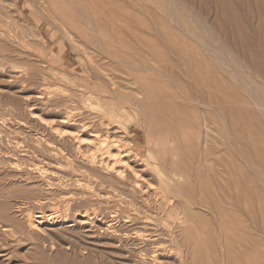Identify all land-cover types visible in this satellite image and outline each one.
Here are the masks:
<instances>
[{"label":"rangeland","instance_id":"obj_1","mask_svg":"<svg viewBox=\"0 0 264 264\" xmlns=\"http://www.w3.org/2000/svg\"><path fill=\"white\" fill-rule=\"evenodd\" d=\"M188 1L0 0V264H191L194 239L226 264L219 219L188 205L184 233L152 190L264 191V0Z\"/></svg>","mask_w":264,"mask_h":264},{"label":"bare ground","instance_id":"obj_2","mask_svg":"<svg viewBox=\"0 0 264 264\" xmlns=\"http://www.w3.org/2000/svg\"><path fill=\"white\" fill-rule=\"evenodd\" d=\"M183 1V0H182ZM188 1V0H187ZM204 1V0H203ZM207 1V0H206ZM217 1H219V0H217ZM223 1V0H222ZM228 1H231V4L232 5H234V1H232V0H228ZM227 1V2H228ZM236 1V0H235ZM249 2H250V0H248ZM247 1V2H248ZM254 1V0H253ZM255 1H257V0H255ZM254 1V4L256 3ZM261 1H263V0H261ZM189 2V1H188ZM190 2H191V0H190ZM189 2V3H190ZM216 2V1H215ZM220 2V1H219ZM223 2H225V1H223ZM223 2H221V4L223 3ZM226 2V3H227ZM232 2H234V3H232ZM246 2V1H245ZM244 2V3H245ZM133 3V2H132ZM198 3V2H197ZM230 3V2H229ZM260 3V2H259ZM193 4V3H192ZM203 4H204V2H203ZM208 4V3H207ZM236 4V3H235ZM239 4V3H238ZM241 4V3H240ZM243 4V3H242ZM253 4V5H254ZM56 5V4H55ZM145 5V4H144ZM165 5V4H164ZM252 5V6H253ZM260 5V4H259ZM172 6V5H171ZM170 6V7H171ZM193 6H194V4H193ZM199 6V5H198ZM218 6V5H217ZM226 6V5H225ZM161 7H162V5H161ZM166 7V6H165ZM202 7V6H201ZM204 7H205V5H204ZM226 7H228V4H227V6ZM226 7H225V9H226ZM230 7V6H229ZM245 7H247V5L245 6ZM249 7V6H248ZM247 7V8H248ZM260 7V6H259ZM258 7V8H259ZM198 8V7H197ZM200 8V7H199ZM198 8V9H199ZM206 8V7H205ZM218 8V7H217ZM235 8H237L236 6H235ZM253 8V7H252ZM257 8V7H256ZM263 8H264V6H263ZM163 9V8H162ZM165 9V8H164ZM163 9V10H164ZM171 9H173V8H171ZM201 9V8H200ZM210 9V8H209ZM216 9V8H215ZM222 9H224L223 7H222ZM224 9V10H225ZM232 9V8H231ZM234 9V8H233ZM246 9V8H245ZM255 9V8H254ZM261 9V8H260ZM228 10V9H227ZM226 10V11H227ZM250 10H253V9H251V7H250ZM250 10H248V12L245 10V13L247 12V13H249V11ZM263 10V9H262ZM54 11H56V10H54ZM62 11V10H61ZM150 11V10H149ZM168 11V10H167ZM218 11V10H217ZM220 11V10H219ZM223 11V10H222ZM229 12H230V10H228ZM256 11H257V9H256ZM260 10H258V12H259ZM197 12V11H196ZM201 12V11H200ZM199 12V13H200ZM206 12V11H205ZM204 12V13H205ZM60 13V12H59ZM75 13V12H74ZM127 13V12H126ZM169 13V12H168ZM198 13V14H199ZM202 13H203V11H202ZM241 13V12H240ZM262 13V12H261ZM261 13H257L258 15L259 14H261ZM70 14L71 15H74L73 13H71L70 12ZM69 14V15H70ZM201 14V13H200ZM217 14V13H216ZM215 14V15H216ZM256 14V13H255ZM60 15H62V14H60ZM175 15V14H174ZM193 15V14H192ZM195 15H197V14H195ZM203 15V14H202ZM201 15V16H202ZM206 15V14H205ZM219 15V14H218ZM217 15V16H218ZM63 16V15H62ZM67 16H68V14H67ZM199 16V15H198ZM220 16H221V14H220ZM219 16V17H220ZM223 16V15H222ZM221 16V17H222ZM231 16V15H230ZM256 16V15H255ZM261 16V19H259V20H256V22L257 21H259V22H261L260 20H263L262 19V16L263 15H260ZM57 17H58V14H57ZM158 17V16H157ZM194 17V16H193ZM196 17V16H195ZM203 17H204V15H203ZM216 17V16H215ZM218 17V18H219ZM226 17V16H225ZM224 17V18H225ZM233 17V16H232ZM247 17V16H246ZM248 17H249V15H248ZM70 18V17H69ZM78 18V17H77ZM198 17H196V19H197ZM205 18V17H204ZM206 18H207V15H206ZM260 18V17H259ZM263 18H264V16H263ZM65 19V18H64ZM75 19V18H74ZM198 19H200V18H198ZM197 19V20H198ZM216 20H217V17L215 18ZM220 19V18H219ZM223 19V18H222ZM234 18H232V21H234L233 20ZM240 19H241V17H240ZM240 19H238V22H240ZM243 19V18H242ZM62 18H61V22H62ZM73 20V19H72ZM139 20V19H138ZM214 20V19H213ZM221 20V19H220ZM231 20V19H230ZM245 20V19H244ZM244 20H241V21H244ZM66 21H67V19H66ZM70 21V20H69ZM199 21V20H198ZM224 21H226V20H224ZM251 21H252V19H251ZM72 22V21H71ZM70 22V23H71ZM163 22V21H162ZM215 22V21H214ZM223 22V21H222ZM222 22H220L221 24H222ZM227 22H228V20H227ZM231 22V21H230ZM245 22V21H244ZM246 22H247V20H246ZM254 22V21H253ZM63 23V22H62ZM61 23V24H62ZM211 23H212V21H211ZM225 23V22H224ZM235 23V22H234ZM233 23V24H234ZM237 23V22H236ZM241 23V22H240ZM252 23V22H251ZM262 23L264 24V22L262 21ZM261 23V24H262ZM221 24H219V22H218V25H220L221 26ZM229 24H231V23H229ZM245 24V23H244ZM246 24H248V23H246ZM252 24H254V23H252ZM256 24V23H255ZM65 25V24H64ZM165 25V24H164ZM217 25V24H216ZM243 25V24H242ZM251 25V24H250ZM215 26V25H214ZM78 27V26H77ZM113 27V26H112ZM219 27V26H218ZM231 27H233V26H231ZM243 28L244 27H246V26H242ZM76 29H78V28H76ZM179 29V28H178ZM224 29H225V27H224ZM88 30V29H87ZM233 30H235V28L233 29ZM232 30V31H233ZM241 30H242V28H241ZM113 31V30H112ZM180 31V30H179ZM182 31V30H181ZM230 31V33H231V30H229ZM250 31V30H249ZM251 31H252V29H251ZM183 32V31H182ZM253 32V31H252ZM264 31L263 30H261V28L259 29V31H258V36H259V45H258V47H259V50H260V52L262 53V55H264V33H263ZM226 33V32H225ZM241 33H243L242 31H241ZM245 33V32H244ZM254 33V32H253ZM187 34V33H186ZM222 35L224 34L223 32L221 33ZM234 34H235V32H234ZM234 34H232L233 36H234ZM162 35V34H161ZM160 35V36H161ZM164 35V34H163ZM162 35V36H163ZM190 35V34H189ZM188 35V36H189ZM232 35H231V38H232ZM191 36V35H190ZM225 36H227V35H225ZM225 36H224V38H225ZM236 36V35H235ZM240 36V35H239ZM241 36H242V34H241ZM168 37V36H167ZM256 37V36H255ZM192 38V37H191ZM228 38V37H227ZM230 38V39H231ZM238 38V37H237ZM166 39V38H165ZM193 39V38H192ZM229 39V38H228ZM165 41V40H164ZM170 41V40H169ZM234 41V40H233ZM250 41V40H249ZM166 42V41H165ZM234 42H236V41H234ZM247 42V41H246ZM256 42V41H255ZM226 43H228V40L226 41ZM233 43V42H232ZM231 43V44H232ZM236 43H238V42H236ZM240 43V42H239ZM243 43V41H241V44ZM245 43V42H244ZM256 43H258V42H256ZM166 44V43H165ZM169 44V43H168ZM252 44V43H251ZM190 45V44H189ZM233 45V44H232ZM243 45V44H242ZM254 45H256V44H254ZM237 45L235 44V47H236ZM240 46V45H239ZM243 46H245V45H243ZM191 47V46H190ZM195 47V46H194ZM246 47H247V45H246ZM175 48V47H174ZM180 48V47H179ZM178 48V49H179ZM231 48V47H230ZM253 48V47H252ZM176 50H178L177 48H175ZM195 49V48H194ZM197 49V48H196ZM200 49V48H199ZM210 49V48H209ZM240 49H241V47H240ZM248 49V48H247ZM250 50H251V48H249ZM169 50V49H168ZM172 50V49H171ZM237 50H238V48H237ZM246 50V49H245ZM249 50V51H250ZM88 51V50H87ZM175 51V50H174ZM195 51H197V50H195ZM200 51V50H199ZM198 51V52H199ZM235 51H236V49H235ZM242 51V50H241ZM248 52V51H247ZM251 52V51H250ZM254 52H257V51H254ZM259 52V53H260ZM175 53V52H174ZM200 53V52H199ZM238 53V52H237ZM239 53L241 54L242 52H240L239 51ZM245 53V51H243V54ZM253 53V52H252ZM249 54V53H248ZM244 55H247L246 53L244 54ZM261 55V56H262ZM199 56V55H198ZM250 56H252L251 54H250ZM260 56V55H259ZM199 57H201V56H199ZM246 58V57H245ZM262 59H263V57H261ZM244 60V59H243ZM251 60H252V58H251ZM259 62H260V60H259ZM253 63V62H252ZM256 63V62H255ZM258 63V62H257ZM259 64V63H258ZM197 65V64H196ZM250 65V64H249ZM264 65V64H263ZM218 66V65H217ZM232 66V65H231ZM253 66V65H252ZM254 68V67H253ZM181 69V68H180ZM203 69V68H202ZM133 70V69H132ZM259 70V69H258ZM258 70H257V72H258ZM181 71V70H180ZM262 71V70H261ZM184 73V72H183ZM186 79H188V78H186ZM192 82V81H191ZM185 85V84H184ZM184 89V88H183ZM196 90V89H195ZM141 91H143L144 92V94H146L147 93V95L146 96H150V91L147 89V88H145L144 86H142V89H141ZM182 91H184V90H182ZM187 91V90H186ZM198 92V91H197ZM176 93V92H175ZM186 93V92H185ZM203 93V92H202ZM153 94V93H152ZM200 94V93H199ZM185 95V94H184ZM189 95V94H188ZM171 96V95H170ZM203 96V95H202ZM89 97V96H88ZM174 97V96H173ZM150 98V97H149ZM179 98V97H178ZM169 100V99H168ZM178 100V99H177ZM152 101V100H151ZM166 101V100H165ZM201 101H202V99H201ZM188 102V101H187ZM221 102V101H220ZM149 107V106H148ZM227 111H228V109H227ZM224 112V111H223ZM150 115V114H149ZM154 115V114H153ZM161 119V118H160ZM176 120V119H175ZM204 120V119H203ZM204 122V121H203ZM206 124V123H205ZM207 128V127H206ZM150 129V128H149ZM162 131V130H161ZM221 131H223V130H221ZM62 137V136H61ZM261 137V136H260ZM262 139V138H261ZM260 139V141L262 142V140ZM92 141H94V143H92L96 148V153L98 154L99 152L101 153V154H107V153H111L110 152V150H109V144H110V142H108V141H106V139L105 140H102V138L100 139V138H97V137H94V140H92ZM263 143V142H262ZM113 144V143H112ZM113 150V149H112ZM116 150H118V149H116ZM99 151V152H98ZM105 151V152H104ZM204 151V150H203ZM209 151V150H208ZM95 153V154H96ZM114 153V152H113ZM100 154V155H101ZM244 154V153H243ZM92 155V154H91ZM119 155V154H118ZM137 155V154H136ZM122 156V155H121ZM127 156V155H126ZM260 156H262V154L260 155ZM259 156V157H260ZM91 157V156H90ZM94 157V156H93ZM137 157H138V155H137ZM136 157V158H137ZM95 158V157H94ZM99 158V157H98ZM135 158V159H136ZM139 158V157H138ZM99 159H101V158H99ZM259 159V158H258ZM94 160V159H93ZM206 161V160H205ZM112 162H113V164L114 165H122V167H123V165H125V163H123L124 162V160L121 158V159H118V157H115V158H113L112 159ZM260 162V161H259ZM113 164H111V165H113ZM148 166V165H147ZM264 166V165H263ZM111 168V167H110ZM109 168V169H110ZM114 169V168H113ZM112 169V170H113ZM208 170V169H207ZM250 170V169H249ZM118 171V170H117ZM158 171V170H157ZM240 171H241V169H240ZM245 171V170H244ZM160 172H161V170H159L158 171V176H160ZM250 172V171H249ZM254 172H256V171H254ZM258 172V171H257ZM216 173V172H215ZM259 173V172H258ZM260 173H263L264 174V172H260ZM259 173V174H260ZM118 176H120V177H122L121 176V174H122V172L120 173V170L118 171ZM173 174V173H172ZM182 174H185V173H182ZM244 174V173H243ZM253 175V174H252ZM254 175H255V173H254ZM262 175V174H261ZM260 175V176H261ZM167 176V175H166ZM166 176H160V184H159V190L158 189H153L152 191H153V195H154V199H155V202L157 203V205H159V204H162V205H159L160 207H161V211H162V213L161 214H163V215H165V217L166 218H168V220L169 219H173V221H175L176 222V224L178 225V226H180L181 228H180V230H182L184 233H187V231H189V229H187V227H185V226H183L185 223H186V220H188V219H190V217H189V213L187 212V210H186V206L188 207V205H199L201 208H203V209H206L210 214H212L215 218H218L219 219V221H220V223H219V225H220V229H221V231H222V236L226 239V240H228V238H231L232 240H235L236 241V247L235 248H233L232 246H231V244L230 245H225V250H226V253H227V259H226V264H264V222H260V220H263V218H264V191H263V189H261L260 187V189L261 190H258L256 187H258L259 185H261V184H257L258 186H254L255 185V180H254V178H253V180H254V187L256 188H254L255 190H257L256 192V194H257V197H256V199H254L253 201H251L252 200V198H251V200H249V197H248V193H249V190L251 189L250 187H252L251 185L249 186L248 184V182H247V176H245L244 178H242L241 180H242V182H241V184L239 185V189L238 188H236L235 190L237 191L236 193L238 194V196L237 197H233V196H230L229 194H226L224 191H222V192H219L220 190H218V188H216V187H214V190L213 191H215L214 193L213 192H211V190H209L208 188H206V187H204L203 186V184H202V179H200V177H199V175H197V179H198V181H199V183H198V188H192V187H187V188H185V186L183 187V188H181L179 191H177V190H174V188H173V185H172V183H168V182H166L165 180H164V178H166ZM173 176H174V174H173ZM242 176H244V175H242ZM251 176V175H250ZM257 176V175H256ZM164 177V178H163ZM241 177V176H240ZM249 177V176H248ZM263 177H264V175H263ZM262 177V178H263ZM167 178H168V176H167ZM171 178H175V177H172L171 176ZM177 178H179V177H177ZM258 178H260V177H258ZM250 179V178H249ZM255 179H257V178H255ZM172 180V179H171ZM258 181H260V179L258 180ZM195 182V181H194ZM229 182V181H228ZM240 182V181H239ZM250 183H252V181L250 182ZM258 183V182H257ZM263 183H264V180H263ZM136 184V186H138L137 185V183H135ZM205 184H207V183H205ZM228 184V183H227ZM223 186H225V185H223ZM228 186V185H227ZM264 186V185H263ZM208 187H209V185H208ZM218 187V186H217ZM222 188V187H221ZM231 188V187H230ZM264 188V187H263ZM139 189V188H138ZM226 189V188H225ZM254 189H252V190H254ZM142 190V189H141ZM151 190V189H150ZM255 190H254V192H255ZM145 192L147 191V190H144ZM143 191V192H144ZM253 192V191H252ZM253 192V193H254ZM189 194H192L191 195V197L189 196ZM255 194V195H256ZM235 195V194H234ZM249 196H253V195H249ZM179 198L180 199V201L178 200H174V202H172V200L174 199V198ZM144 199V198H143ZM199 201H198V200ZM200 199H201V201H200ZM200 202V203H199ZM250 202H253V203H250ZM123 206V205H122ZM159 207V208H160ZM178 208L180 209V212L182 213V216H180L181 215V213H178ZM189 208V207H188ZM85 213V212H84ZM87 213V212H86ZM50 214V213H49ZM88 214V213H87ZM57 215V214H56ZM85 215V214H84ZM95 215V214H94ZM94 215H92L93 217H94ZM87 216H89V215H87ZM147 216V215H146ZM146 216H144V217H142L143 219V222L144 223H148V224H150L151 223V220H150V218L149 217H146ZM191 216V215H190ZM49 217V216H48ZM52 217V216H51ZM57 217V216H56ZM56 217H54V218H56ZM91 217V216H90ZM258 217L260 218H262V219H260L259 221H258ZM36 218H38V219H43V217H41L40 215L39 216H36ZM44 218H45V215H44ZM52 219V218H51ZM90 219V218H89ZM112 219H114V218H112ZM111 219V220H112ZM126 219V218H125ZM129 219V218H128ZM193 218L191 217V220H192ZM48 220H50V219H48ZM127 220V219H126ZM130 220V219H129ZM52 221V220H51ZM82 221H83V224H87V222H88V217H86V216H84V217H82ZM141 221V220H140ZM36 221H30L29 222V225L31 224L32 226L31 227H33V225H35L36 226ZM82 223V222H81ZM154 223V222H153ZM40 224V223H39ZM89 224V223H88ZM164 225H165V223H163ZM112 225V224H111ZM34 226V227H35ZM232 226H234V227H237L236 229H233L232 228ZM167 227V226H166ZM165 227V228H166ZM168 228V227H167ZM194 228V227H193ZM113 228L110 226V224H109V226H107V228H106V230L107 231H110V230H112ZM241 229V230H240ZM249 229H252V231H254V234H255V236L256 237H254L253 236V233L252 234H249V232L251 231H246V230H249ZM155 230V229H154ZM157 230V229H156ZM170 230V229H169ZM113 231V230H112ZM154 233H156V231H154ZM251 233V232H250ZM157 234V233H156ZM219 234V233H218ZM135 237H137V238H143V239H146L147 240V238H149L150 236H145V235H142V234H137V233H135V234H133ZM154 235V234H153ZM220 235V234H219ZM188 236V235H187ZM186 236V239H188L189 240V238ZM185 239V240H186ZM185 240H183V242H185ZM191 241V240H190ZM185 242V243H181L182 244V248H183V245L185 246V247H188L187 245H190L191 243V251H189L190 252V255H191V260H190V262H191V264H214V262H213V260H212V257L210 256V254H211V252H210V249H208L207 247H205L204 245H202V243H200L199 241H197L196 242V240L194 239V240H192L193 242ZM179 243H180V241H179ZM190 243V244H189ZM181 244H179V245H181ZM174 245H175V243H174ZM178 245V244H177ZM177 245H175L176 247H177ZM138 248V247H137ZM154 248V247H153ZM172 248V247H171ZM178 248V247H177ZM182 248H179V250L180 249H182ZM204 248L207 250L206 252H205V250H204ZM179 250H178V252H179ZM188 250H189V248H188ZM174 251H176V249L174 248ZM176 256V255H175ZM153 258V257H152ZM180 258V257H179ZM145 262V261H144ZM157 262V261H156Z\"/></svg>","mask_w":264,"mask_h":264}]
</instances>
